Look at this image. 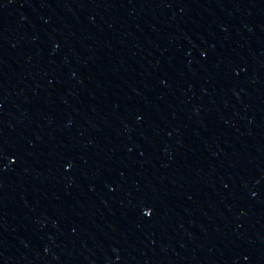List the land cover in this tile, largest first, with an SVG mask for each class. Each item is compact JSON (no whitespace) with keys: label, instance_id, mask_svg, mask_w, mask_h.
Masks as SVG:
<instances>
[{"label":"water","instance_id":"1","mask_svg":"<svg viewBox=\"0 0 264 264\" xmlns=\"http://www.w3.org/2000/svg\"><path fill=\"white\" fill-rule=\"evenodd\" d=\"M0 264H264V0H0Z\"/></svg>","mask_w":264,"mask_h":264},{"label":"snow or ice","instance_id":"2","mask_svg":"<svg viewBox=\"0 0 264 264\" xmlns=\"http://www.w3.org/2000/svg\"><path fill=\"white\" fill-rule=\"evenodd\" d=\"M148 215H151V213L149 212V213H147Z\"/></svg>","mask_w":264,"mask_h":264}]
</instances>
